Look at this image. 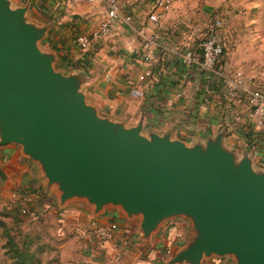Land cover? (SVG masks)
<instances>
[{
	"label": "water",
	"instance_id": "water-1",
	"mask_svg": "<svg viewBox=\"0 0 264 264\" xmlns=\"http://www.w3.org/2000/svg\"><path fill=\"white\" fill-rule=\"evenodd\" d=\"M28 13V1L0 0V146H20L61 209H117L139 220L144 240L168 222H188L166 264H264V169L248 150L228 147L224 130L185 145L171 130L143 134L141 124L101 117L86 103V76L63 75L40 48L52 24L38 26Z\"/></svg>",
	"mask_w": 264,
	"mask_h": 264
},
{
	"label": "crops",
	"instance_id": "crops-1",
	"mask_svg": "<svg viewBox=\"0 0 264 264\" xmlns=\"http://www.w3.org/2000/svg\"><path fill=\"white\" fill-rule=\"evenodd\" d=\"M137 1L121 0L123 8L132 13L135 26H143L147 24L144 12L155 0ZM44 6L40 23L30 18L38 26L52 24L40 48L56 56V70L63 75L81 72L86 76L82 87L86 103L101 117L123 123L126 128L141 124L143 134L148 129L156 134L171 130V138L185 145L202 142L205 136L224 130L228 147L239 152L248 150L253 165L264 169V131H255L247 124L244 99L224 95L198 73H189L187 81L180 80L185 71L179 54L200 36L197 29L204 23L174 10L172 0L167 11L158 8L154 35L162 50L155 52L153 81L140 84L137 77L142 67L130 53L139 48L132 30L118 29L109 43L81 53L75 39L97 26L104 18L103 9L68 0H46ZM133 87L138 97H132ZM15 193L31 198L30 218L37 221L36 229L43 236L54 235L60 264H166L189 234L188 222L177 219L144 240L138 234L139 220H127L117 209L105 208L94 215L82 202H70L61 209L56 194L46 192L37 166L25 158L20 146H0V209L10 202L15 204L11 200ZM91 220L113 227L115 238L96 242L89 229ZM177 241L181 245L175 247ZM217 260L203 264H218Z\"/></svg>",
	"mask_w": 264,
	"mask_h": 264
},
{
	"label": "built area",
	"instance_id": "built-area-1",
	"mask_svg": "<svg viewBox=\"0 0 264 264\" xmlns=\"http://www.w3.org/2000/svg\"><path fill=\"white\" fill-rule=\"evenodd\" d=\"M68 1L73 4L98 5L104 12V18L90 33L76 37L75 45L81 53L93 51L97 44L109 43L118 29L132 30L134 38L139 42V48L130 50V53L133 60L142 67L137 81L140 84H150L153 81L155 52L162 48L154 35L159 21L156 10L161 8L167 11L171 0L153 1V7L146 15L147 24L143 26H135L132 13L123 8L121 0ZM224 49L223 19L217 16L205 26L201 36L195 38L192 44L179 54L180 65L185 71L180 80L187 81L189 73H198L216 89L223 90L224 95H237L244 99L243 106L247 124L255 131H264V89L255 85H247L241 72L223 70L221 60ZM179 85L178 83L175 87L178 88ZM176 98L180 99V94H176ZM11 200L15 203L19 214L33 217L29 207L32 202L29 195L15 193L11 195ZM89 229L98 243L109 242L115 238L113 227L100 224L96 220L90 221ZM167 254L170 255V252Z\"/></svg>",
	"mask_w": 264,
	"mask_h": 264
},
{
	"label": "rangeland",
	"instance_id": "rangeland-1",
	"mask_svg": "<svg viewBox=\"0 0 264 264\" xmlns=\"http://www.w3.org/2000/svg\"><path fill=\"white\" fill-rule=\"evenodd\" d=\"M10 1L13 7L22 6L28 1L29 18L35 23L42 21L46 0ZM172 1L176 8L174 10L190 14L191 18L204 23L197 29L198 34L201 32L200 36L214 17H221L225 46L221 67L226 71L241 72L247 85L264 89V0ZM149 11L148 8L144 14L147 15ZM131 91L132 97H138L135 87ZM5 214L8 217L3 218ZM32 220L19 214L12 202L0 209V264H60V251L54 242V235H49L50 238L43 236L36 229L37 221ZM217 262L230 264L228 259H218Z\"/></svg>",
	"mask_w": 264,
	"mask_h": 264
},
{
	"label": "trees",
	"instance_id": "trees-1",
	"mask_svg": "<svg viewBox=\"0 0 264 264\" xmlns=\"http://www.w3.org/2000/svg\"><path fill=\"white\" fill-rule=\"evenodd\" d=\"M8 214H5V216L3 217V218H6V217H8L7 216ZM14 217V216H13ZM181 245V241H177L176 243H175V247H177V246H180ZM33 254V253H32ZM20 255H23L24 257H26V255H24V254H20ZM30 257V256H29ZM32 258V257H31ZM27 264H29V262H27Z\"/></svg>",
	"mask_w": 264,
	"mask_h": 264
}]
</instances>
